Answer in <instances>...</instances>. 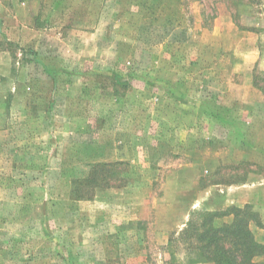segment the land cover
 I'll list each match as a JSON object with an SVG mask.
<instances>
[{
  "label": "rangeland",
  "instance_id": "rangeland-1",
  "mask_svg": "<svg viewBox=\"0 0 264 264\" xmlns=\"http://www.w3.org/2000/svg\"><path fill=\"white\" fill-rule=\"evenodd\" d=\"M246 205L264 244V0H0V264H192Z\"/></svg>",
  "mask_w": 264,
  "mask_h": 264
},
{
  "label": "trees",
  "instance_id": "trees-1",
  "mask_svg": "<svg viewBox=\"0 0 264 264\" xmlns=\"http://www.w3.org/2000/svg\"><path fill=\"white\" fill-rule=\"evenodd\" d=\"M122 165L104 163L92 166L88 177L76 189V198L90 200L97 188L124 187L126 182L116 178V170ZM230 217V222H222ZM252 225L262 228L258 213L250 205L230 207L223 212L201 214L198 220L192 218L179 234V239L184 242L192 264H254L264 255V244L256 240ZM179 239L170 238L169 246ZM170 258L167 264H178L174 252L170 253Z\"/></svg>",
  "mask_w": 264,
  "mask_h": 264
},
{
  "label": "crops",
  "instance_id": "crops-1",
  "mask_svg": "<svg viewBox=\"0 0 264 264\" xmlns=\"http://www.w3.org/2000/svg\"><path fill=\"white\" fill-rule=\"evenodd\" d=\"M225 19V18H224ZM226 20V19H225ZM251 50V49H250ZM250 50H248V51H250ZM254 52H255V50H253ZM252 53L251 55H258V59H260L261 61L260 62H262V58L260 57V52H255V53ZM258 61V60H257Z\"/></svg>",
  "mask_w": 264,
  "mask_h": 264
}]
</instances>
